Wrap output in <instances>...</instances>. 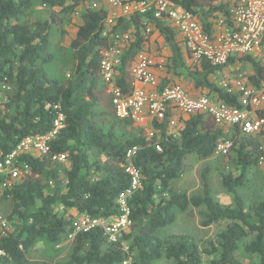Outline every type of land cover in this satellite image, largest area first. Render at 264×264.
Returning a JSON list of instances; mask_svg holds the SVG:
<instances>
[{"label": "trees", "instance_id": "obj_1", "mask_svg": "<svg viewBox=\"0 0 264 264\" xmlns=\"http://www.w3.org/2000/svg\"><path fill=\"white\" fill-rule=\"evenodd\" d=\"M92 1L0 0V161L24 138L52 132L58 115L63 117L61 128L48 142V155L28 152L17 157L19 164L29 168L28 176L7 188L1 187L0 177L2 197L11 202L7 220L12 228L0 237V264H119L125 259L131 264H203L205 257L210 258L207 264H244L237 251L243 240L251 237L242 245L251 258L247 264H264V198L246 209L237 193L247 171L259 159L258 153L261 155L260 147L248 139L254 135H244L237 127L226 131L210 116L198 114L181 119L175 127L169 126L168 120L154 123L155 135L148 139L146 129L117 119L100 68L103 52L110 46L101 34L108 11L104 6L91 10ZM174 1L194 14L206 32L221 18L230 23L228 0ZM34 3L52 14L58 9L78 16L69 43L72 67L65 79L53 78L44 69L53 60L48 47L56 21L53 17L27 19ZM152 24L171 54L167 72L192 83L196 91H207L217 101L239 106L237 94L226 93L210 79L222 67L208 61L186 65L173 29L159 20ZM130 27L132 39L123 50L114 79L124 94L131 91L130 67L149 42L139 15L116 24L117 31ZM235 60L251 67L249 82L259 87L264 81V65L249 56ZM255 135L264 141V130ZM228 136L236 158L233 170L221 172V185L232 197L231 205L212 197L206 169L200 175L199 194L189 197L174 186L183 175L187 156L207 159ZM134 147L137 150L131 163L140 173L141 188L128 199V231L105 250L108 237L102 228H95L77 234L62 261L32 258L31 248L38 238L57 245L82 216L103 220L120 216L117 200L130 185L126 154ZM93 151L105 156L107 163L91 161ZM52 156H64V162ZM189 207L201 210L203 227L224 224L214 239L199 244L188 234L161 238L155 233L173 223L174 209Z\"/></svg>", "mask_w": 264, "mask_h": 264}, {"label": "built area", "instance_id": "obj_2", "mask_svg": "<svg viewBox=\"0 0 264 264\" xmlns=\"http://www.w3.org/2000/svg\"><path fill=\"white\" fill-rule=\"evenodd\" d=\"M228 1L230 23L219 19L216 32H206L195 15L174 0H94L90 3L91 10L104 6L108 11L101 34L110 41V46L103 52L100 68L106 83V93L117 119L133 121L136 126L146 129L148 139L155 135L154 123L168 120L171 125L175 113L183 117L198 114L210 116L218 127L226 131L237 127L244 135H255L264 130V81L257 88L246 86L241 70H237L236 76L220 85L226 93L238 95L239 106H230L204 95L191 97L178 84L160 87L155 72L163 71L164 62L147 52H140L130 67V93L124 94L114 83L123 50L132 39L131 32L117 31L116 24L120 19L133 14L141 17L144 24L143 35L148 37L152 33V20L167 21L180 33L181 44L193 64L208 61L215 67H224L231 59L250 56L264 65V0ZM139 84L142 85L141 88L137 87ZM62 121L63 117L59 114L52 132L24 138L0 161L2 188H7L29 175V168L18 162L17 157L20 154H49L48 142L61 128ZM231 143L230 136L223 139L218 143L215 153L227 154ZM136 150L134 147L126 154L125 172L130 177V185L117 200L120 216L110 220L82 216L73 222L72 232L67 236L69 240H73L77 234L102 228L106 237L115 242L128 231V199L141 188L140 173L131 163ZM157 150L160 148L157 147ZM260 153L259 161H264V146L260 147ZM52 159L64 162V156H52ZM8 231L7 220L0 217V237L5 236ZM119 264L131 262L125 259Z\"/></svg>", "mask_w": 264, "mask_h": 264}, {"label": "rangeland", "instance_id": "obj_3", "mask_svg": "<svg viewBox=\"0 0 264 264\" xmlns=\"http://www.w3.org/2000/svg\"><path fill=\"white\" fill-rule=\"evenodd\" d=\"M52 17L55 18L56 22L50 29L48 49L49 53L53 57V60L44 65V69L53 78L62 80L67 77L72 67L69 43L73 38L75 31L74 25L77 22L78 16L75 12L67 15L59 12L58 9L52 14V10L39 3H34L27 14V19L30 21L49 20ZM243 70H247L246 67H244ZM245 74L247 76V73ZM219 78L220 76H217L213 81L216 82ZM184 86L188 88L187 85ZM189 92L192 91L190 90ZM108 119L109 117H107L106 120ZM111 120H113V118H111ZM172 122L171 126L175 127L178 123H180L179 117L174 115ZM129 131H132V129ZM248 139L259 147L264 146L263 137L261 136L258 137L257 135H254L248 137ZM258 155L257 156L260 158L259 153ZM235 158L236 155L231 150V147L227 154L214 153L207 159H200L196 155H189L184 159L183 175L180 179L174 182V186L185 192L189 197L199 194L201 190L200 175L203 170L206 169L208 170L207 178L212 197L220 204L231 205L232 197L227 194L221 185V172H230L233 170ZM91 161L99 162L101 164L107 163L105 156L101 155L98 151L92 152ZM237 193L243 200L246 209L257 204L264 198V161H259L258 159L249 168L245 181L237 188ZM10 211L11 202L9 199H4L0 191V217L7 220ZM73 214H75V212H73ZM173 214L174 221L172 224L155 231V233L161 238H164L169 234H188L192 236L196 242L201 244L206 239H214L224 226L223 223H219L210 227H203L201 210L193 207H189L185 211L174 209ZM7 222L9 230H11V223L8 220ZM251 239L252 237L244 239L237 251L238 259L244 264L250 263L251 258H249L243 251L242 245L243 243H248ZM71 241L72 240H69L68 237H66V239L61 240V242L57 245H51L44 238H38L31 248V253H33L32 258H34L35 255L37 257H43L53 261H62L69 254ZM109 243H113L110 237L106 239V243L103 248L104 250L107 249L106 245ZM205 256L206 255H204V257ZM209 260V257H205L203 264H207ZM159 264H167V262L162 261Z\"/></svg>", "mask_w": 264, "mask_h": 264}, {"label": "crops", "instance_id": "obj_4", "mask_svg": "<svg viewBox=\"0 0 264 264\" xmlns=\"http://www.w3.org/2000/svg\"><path fill=\"white\" fill-rule=\"evenodd\" d=\"M163 23H165L167 26H169L171 29H173V27L171 25H169L167 23V21H163ZM216 23H217V21L211 27V32H216L218 30V26L216 25ZM150 24L152 27V33L149 36V42L144 45L143 51L149 53V55H151L155 58L157 57V60H162L164 62L163 71H161V72L156 71L155 72L157 77H158L159 85H162L163 84L162 82H165V81H169V82H166L167 83L166 85L174 84V82H176V84L182 86L191 97H199V96H203V95L210 97L209 95H207V91H205V92L204 91H196L191 87L192 83H189L187 80H186L187 82H184L183 78L178 79L175 75L167 72V66L166 65L168 63V60H169L171 54L163 46V41L160 37L159 31L154 27L152 22ZM131 28L132 27H130L129 29L122 30V32H125V33L126 32L129 33L130 31L132 32L133 29H131ZM173 32L175 33V37H176V40L178 42V47L180 48V51L183 54V60L187 65L188 62H190V61L188 59L185 48L181 44V40H182L181 35L175 29H173ZM252 58H254V57H252ZM235 59H238V58H234V60L232 62L228 63L226 66L222 67L218 72H216L214 75H212L210 77L211 81L214 82L213 80H215L217 76H220V78L218 80H216V82H219L217 84L220 86L223 81L231 80L232 77L236 76L237 70H241L243 72V79H244V83L246 84V86L256 88L254 84H251L249 82V77L252 75L251 67L249 65H247V63L238 62ZM254 59L256 60V62H258L260 65H262L259 60H257L256 58H254ZM244 67H246L247 70H243ZM245 73H247V76ZM216 82H214V83H216ZM182 83H183V85H182ZM260 83H259V85H260ZM184 85H187L188 88ZM137 87L141 88L142 85L139 84V85H137ZM145 88L147 89V87H145ZM190 90L192 92H189ZM210 98L217 100L216 97H213V96H211ZM173 113H175V112H173ZM175 116H178L180 121H181V119L186 118V117H183L182 115H179L178 113H175ZM168 123H169V126H171L170 121Z\"/></svg>", "mask_w": 264, "mask_h": 264}]
</instances>
